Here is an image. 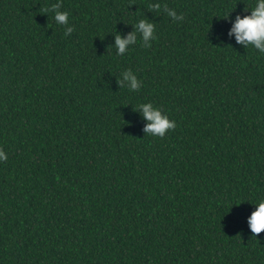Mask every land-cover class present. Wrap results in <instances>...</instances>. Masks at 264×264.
Here are the masks:
<instances>
[{"label": "trees", "instance_id": "obj_1", "mask_svg": "<svg viewBox=\"0 0 264 264\" xmlns=\"http://www.w3.org/2000/svg\"><path fill=\"white\" fill-rule=\"evenodd\" d=\"M56 2L0 0V264H264V53L229 35L257 0H62L68 36Z\"/></svg>", "mask_w": 264, "mask_h": 264}, {"label": "clouds", "instance_id": "obj_2", "mask_svg": "<svg viewBox=\"0 0 264 264\" xmlns=\"http://www.w3.org/2000/svg\"><path fill=\"white\" fill-rule=\"evenodd\" d=\"M149 10L159 12L161 9L173 19V21H182L183 14H177L175 9L169 8L166 3L162 4L160 0L156 3H149L147 5ZM62 0H57L56 3L50 7L42 9L43 13H54V20L57 24L65 26L64 35L68 36L74 31V28L69 25V13L63 11ZM228 14L225 16L227 17ZM135 31L129 33L126 38H122L118 33L115 35V47L117 55L123 56L128 51L129 45H134L137 42V34H140L143 47H151L149 40H154L155 24L148 19H141L135 25ZM235 34L236 42L243 45L245 48L249 45L264 53V0H257L254 8L251 9L250 15L241 17L236 16L235 22L229 31V35ZM123 80L117 82L123 87L124 82L127 81V88L130 91H139L141 82L131 69L125 70L123 73ZM142 112L143 117L149 121L145 126V133L155 137L163 138L169 130H175L176 121L170 120L167 115L162 113L159 107H154L151 102L141 103L138 108ZM7 155L0 149V161H6ZM256 209L248 218L249 226L253 237H257L264 232V199L256 204Z\"/></svg>", "mask_w": 264, "mask_h": 264}]
</instances>
